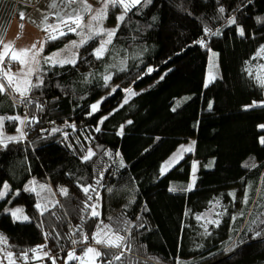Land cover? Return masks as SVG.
<instances>
[{
	"label": "trees",
	"instance_id": "16d2710c",
	"mask_svg": "<svg viewBox=\"0 0 264 264\" xmlns=\"http://www.w3.org/2000/svg\"><path fill=\"white\" fill-rule=\"evenodd\" d=\"M231 16L237 22L227 25ZM205 27L219 29L220 35H206ZM77 37L69 32L56 40L46 38L32 82L39 86L30 87L26 97L8 88L0 93V116L28 118L23 125L6 120L8 133L23 126L25 138L0 145V188L5 182L10 186L0 199V234L7 240L0 242L2 264H30L36 253L30 250L40 248L63 262L69 252L84 253L97 245L91 237L104 224L129 246L113 264H264V224L259 222L264 220V89L254 79L262 60L253 59L264 45V0H152L127 14L103 59L91 54L99 46L100 37H95L80 47L75 66L44 63V57ZM200 39L206 46L197 43ZM211 52L217 54L218 68L216 79L205 87ZM122 59L126 66L119 71ZM11 63L15 68L17 62ZM149 67L153 71L146 74ZM108 73L112 79L105 87L102 76ZM1 77L2 72L0 82ZM126 88L140 94L123 104ZM101 100L90 115L91 105ZM253 101L258 106L246 107ZM104 116L108 119L100 124ZM193 139L194 152L161 176L164 161ZM54 144L64 155L46 169V147ZM89 149L95 155L85 162ZM193 160L201 169L194 189L184 191ZM52 175L78 187L92 185L93 199L86 201L84 194L76 196L69 189L67 196L57 189L54 193ZM172 187L177 191L170 192ZM85 202L96 205L100 216H91ZM37 203L47 205L43 215ZM13 207H20L29 220H14L5 211ZM211 211L218 226L204 220ZM72 239L78 243L73 245ZM119 251L100 248L101 253ZM110 258L101 256L99 264Z\"/></svg>",
	"mask_w": 264,
	"mask_h": 264
},
{
	"label": "snow or ice",
	"instance_id": "6c2138e0",
	"mask_svg": "<svg viewBox=\"0 0 264 264\" xmlns=\"http://www.w3.org/2000/svg\"><path fill=\"white\" fill-rule=\"evenodd\" d=\"M65 4L67 5L66 10L64 11V16L67 17V20H64L63 17H61V22L65 24V26L67 27V32H65L64 30H57L54 26L48 25L49 28H52L53 33L58 31V34H50L47 37V40H56L61 36H65L68 34V32H74L77 35H80L82 37V39L79 41V43H77L76 41H71L70 45L66 46L67 48H80L82 46H84V44H86L89 40L94 39L95 37H100L98 43L99 46L93 49V52L91 53L97 60L103 59L104 55L106 53L109 52V45H111L113 43V39L116 36L119 27L121 24H123V22L125 21V18L127 16V14L129 12H131L133 9L137 8L138 6L140 7H146L148 4H150L152 2V0H98V2L101 4V7L99 9H97L95 11L94 15H90L89 17V23L87 25L83 24V16L84 14H90L93 12L92 6L89 4L85 3V0H64ZM76 4L78 5V7L73 8L72 5ZM109 5H111L112 8H116L119 7L121 9V14L118 15L116 17V21H117V25L115 28H111V29H106L102 26V24H100L99 27H96L97 24H99L101 21L107 19L108 16V9H109ZM53 8L56 7L55 4L52 5ZM226 9L221 6L218 9V12L220 14L225 13ZM21 18H23V13H21ZM218 18H222L218 17ZM46 17L43 18L40 21V25H43L46 23ZM258 20L260 18H257ZM34 23L36 21H33ZM236 17L235 16H231L229 17V19L226 21L227 25H231V24H236ZM87 27L90 31L89 34L85 36L83 31L77 32V29H83ZM204 32L205 34H211L213 36L216 35H220V31L219 29L213 31L212 29L205 27L204 28ZM239 35L244 36L245 32L244 29L242 27L239 28ZM197 43L201 44L202 46H206L204 39H200L199 41H197ZM0 44H3V41L0 40ZM11 45L10 44H3V54H0V63L3 62L4 60V55L8 53L9 49H10ZM36 49V45L33 44L32 45V49H21L19 50V53L13 52L11 59L12 60H17L21 65L26 64V60L21 58L27 55V53L31 50ZM43 51V45H41L40 49L38 51H36L34 53V55L32 56V61L36 64L39 65V61L36 59V57L39 55L40 52ZM77 55L78 54H73L71 58H63V59H57L60 56V52H54L49 56L44 57V63H51L52 66H56L57 64L60 66H63L64 64H71L73 66H75L76 61H77ZM215 55V54H213ZM257 57H264V45H262L260 47V49L257 50L255 56L253 57V59H256ZM120 65L121 67L119 68V71H124L125 70V66H126V60H120ZM109 67H116V65H109ZM212 65H210V70H209V76L208 79L206 80L205 83V87L208 86L209 83L213 82L216 79V76L213 74L212 72ZM218 67V66H217ZM261 69H264V65H260ZM38 68H29L27 73H23V68L21 69V72L27 76V75H31L33 74L35 71H37ZM0 71H2V75L3 78L6 79L7 81V86L8 88H11L12 90H14L15 92L19 93L20 96L26 97L28 95L29 92V88L30 87H38L39 85H32L31 81H25L26 86L22 89L19 83L14 82L13 80V76L10 75V70L9 71H3L2 69H0ZM153 71V69L151 67H149L147 69V73L146 74H150ZM248 75L252 76L253 72L252 69L249 68L247 69ZM89 75H92L91 73ZM102 79L105 82V87L108 86V83L111 81L112 79V73H108L102 76ZM161 79H163V76H161ZM255 81L257 82V84L264 89V75H261L260 73H257L254 77ZM40 83H43V81L41 80ZM119 88V85H116L115 87L112 88L111 92L109 93V95L112 94V92H115L116 89ZM6 90L5 88V84L3 82H0V93H4ZM123 91L128 93V96H126L124 98L123 104H127L128 103V99L131 96H135V95H139L140 93L134 92L131 88H126L123 89ZM103 100V98H102ZM101 101H98L97 103L91 105V112L89 113L90 115L92 113H94L95 111L98 110L99 108V104L102 103ZM262 105H264V101L260 102ZM123 104L120 105V107H123ZM39 107V105H37ZM258 106L256 101H253L251 105H248L246 107H255ZM209 110H211L212 108V103L210 102L208 105ZM118 110V109H116ZM173 111H175V109H173ZM111 115V113H110ZM28 118L25 117V119H21L19 116H0V145H2L3 147H7V143L10 141H18L19 139L23 138V132L21 131V129H17V131L21 132L20 137L17 136H7L5 137L3 134V122L5 120H9V121H19V123L21 125L25 124L26 120ZM35 118H32V120L28 121L29 123H31L32 121H34ZM108 119V116H104L99 123L103 124L104 120ZM128 124H131L132 121L129 120L127 121ZM66 127H71V128H75V124H66ZM261 128H264V125H260ZM123 128L124 126L121 125L120 126V132L118 134L122 135L123 134ZM58 129H53L52 131H57ZM96 131H100V128L97 127ZM65 136L67 137V134H65ZM260 143L264 144V136L260 137ZM194 145H195V141H193L191 143V145L185 147V146H181L180 150L178 151V153H174L172 157L169 158V160L165 161L162 165H161V173H165L167 172L171 167H173L175 164L179 163V161L183 158V155L185 152H193L194 151ZM95 155V153L89 149L88 152L82 157V160H84L85 162L90 161L92 159V157ZM117 155H119V153H117ZM122 160H121V165H122ZM245 167H255V164H246ZM193 168V176H192V183L191 185H189L188 188L183 189L184 191H190L192 186H194L195 184V171H196V162L193 163L192 165ZM97 183H99V180H97ZM31 184H35V181H32ZM45 186L41 185V188L43 189ZM80 189L83 192V194L86 197V201H91L93 199L92 195L89 194L90 190L92 192H95L96 189L94 187H92V185H88V186H84V185H80ZM10 191V186L5 182L2 186V188H0V199H4L5 196L8 194V192ZM25 191H31V192H35L36 189L35 187H26ZM49 191H51V189H49ZM60 193L64 196L68 195V189L67 188H60L59 189ZM170 192H175L177 191V189L175 187L169 188ZM18 194V193H17ZM38 194V193H37ZM98 195V194H97ZM230 195L235 198V193H230ZM244 204L248 203V195L247 193L245 194V197L242 201ZM56 204H59V201H56L55 204H53V206L55 207ZM217 206H219V201H217ZM35 207L40 210L41 215H43V213L45 211H47V205L42 206L40 203H37L35 205ZM91 207L92 211H91V216L93 217H99L100 213L98 211H96V205H88L85 202V210ZM261 207H264V205H261ZM6 212H10L11 216L14 218V220H19V219H23V220H28L29 218L27 216H23L20 217L17 215V213L21 212L22 209H15V210H9V209H5ZM241 215H243V213H240ZM217 215H220V213H217ZM260 215H264V212H261ZM59 219V217H58ZM111 219V218H109ZM198 219H200V217H198ZM210 224H216L218 226L219 221L217 220H208L207 221ZM261 224H264V220H260L259 221ZM101 224H103V221L100 222ZM253 224L256 223V220L252 221ZM142 227V225H141ZM104 229H107L109 233H112V235L114 236V238L108 237V234L105 233V237L107 238H102L101 237V232H103ZM126 230V229H125ZM257 236L260 235V232L256 233ZM46 238H47V234H46ZM92 240L96 243V244H101L103 245L105 248H115V249H120V251L118 253H101L100 251H98L97 249L93 248L92 246H89L85 249V255H89L92 254L93 256H95L96 258H100L101 256H110L111 258L108 259L106 261V264H113V261H119L122 259V257L124 256V249L126 247H129L126 244V238L124 236H121L119 234H117L116 232L113 231V229L111 228L110 225L104 224L103 225V229H101L100 225H97V230L93 233L92 235ZM71 239V238H70ZM89 237L87 235H85L83 237V241L85 243H87ZM0 242H4L6 243L7 240L5 237H3L2 234H0ZM71 243L73 245L77 244L78 241L75 239L71 240ZM39 247H45V246H39ZM38 249H31L30 251L32 252H36ZM45 256H48V253L44 254ZM9 258H11L12 254L8 253ZM24 258L27 259V255H24ZM49 259L52 260V264H55V258L50 257ZM68 259H81L79 256H75L74 253L70 252L68 253Z\"/></svg>",
	"mask_w": 264,
	"mask_h": 264
},
{
	"label": "rangeland",
	"instance_id": "374dc122",
	"mask_svg": "<svg viewBox=\"0 0 264 264\" xmlns=\"http://www.w3.org/2000/svg\"><path fill=\"white\" fill-rule=\"evenodd\" d=\"M90 3H92V7H93V12H92L91 15H94L95 14V11L101 7V4L98 2V0H90ZM120 14H121V9L119 7L112 8L111 5H109L107 19L101 21L99 24L96 25V27H99L100 24H102V26L104 28H106V29L115 28L116 25H117L116 17L118 15H120ZM88 23H89V18L85 22H83L84 25H87ZM64 31L67 32V29L65 28ZM80 31H83L84 34H85V36H86V35L89 34V31L90 30L87 27H85L83 29H77V32H80ZM55 34H58V33H55ZM23 39H24V44L25 43H26V45L27 44L28 45L30 44L31 45L30 48H32V45L33 44L36 45V41L37 40L43 41L44 40V36H43L42 33H38L37 34L35 31H32L31 29H28L27 36L24 37ZM81 39H82V37L80 35H78L77 39H74L72 41H76L77 43H79V41ZM70 42H68L61 49H59L57 51H54V52H58V51L60 52V56L57 59L71 58L73 54H78L77 55V61H78L79 49L80 48H67L66 49V46L67 45H70ZM112 44L108 46L109 47V50H110ZM39 49L40 48L36 45V49L29 51V53H27L26 56L21 57V58H23V59L26 60V64L21 65L19 63V65H18V62H17L16 64L18 66L16 65L15 68L13 66L14 64L11 63V61H13V60L8 61V58H11L12 54H9V53L5 54L4 55L3 62L0 63V69H2L3 71H9L10 70V75L13 76L14 82L19 83L20 86H21V88L23 89L26 86L25 81H31V84L33 82V78L35 77L36 71L33 74L27 75V76H25L23 73H27L29 68H38V65H36L32 61V56ZM19 50L20 49L15 50L14 52L19 53ZM0 54H3V51ZM51 54H49V55H51ZM106 54L104 56H106ZM213 54H215V55H213ZM41 56H42V52H40L39 55L36 57V59L39 62H40ZM260 58L262 60V64L261 65H264V57H260ZM112 59H113V61H112ZM112 59H111V61L113 63L114 60L116 59V57L113 56ZM77 61H76V63H77ZM6 63H7V66L4 65ZM112 63H109V64L112 65ZM48 64L52 66L51 63H48ZM64 65H71V64H64ZM210 65L213 66L212 67V72L216 76V72H217V68H218L217 67L218 66V59H217V54L215 52H211V54H210V57H209V70H210ZM56 66H60V65L57 64ZM22 68H23V73L21 72V69ZM259 71H260V74L261 75H264V69H261L260 68ZM0 72H2V71H0ZM208 76H209V74H208ZM208 76H207V79H208ZM1 82H3L5 84V88L7 89L8 88L7 81H6V79L3 78V75L1 77ZM8 89H10L14 94H16L19 97H21L19 93L15 92L11 88H8ZM5 123H6V120L3 122V129H2L3 134H4L5 137H7V136H17V137H20V135H21V132L20 131H17L14 134L8 133L7 130H6V128H5ZM19 129H21V131L24 134L23 135V138H25L24 127L21 126V127H19ZM193 141H195V140L193 139V140L189 141L188 143H184L182 145L185 146V147H187V146L191 145V143ZM195 145H196V141H195ZM195 145H194V150H195ZM181 146H179L165 161L169 160V158L172 157L174 153H178V151L180 150V147ZM46 150H48V152H50V157L47 160H45L43 162V164H44V167L46 169H49V168L54 167V166H56L57 164L60 163V161L62 160V157L64 155V151L61 148H59L57 145H55V144L54 145L47 146L46 147ZM193 152H185L184 155H183V158L179 161V163L186 157V155H188L190 153H193ZM194 162H196V171H195V184H196L197 177H198L199 171L201 169V163L199 161L193 160L192 161V165H193ZM179 163L175 164L173 167H171L167 172H165L163 174L161 173V170H160V175L161 176H164L166 173H168L170 170H172ZM210 167H212V166H210ZM192 176H193V168H192V171H191V177H190L189 185H191V183H192ZM49 184H50L51 189L53 190L54 193H55V190L56 189L59 190L58 188L63 187V188H67V189L71 190L72 193H74L76 196H81L83 194V192L81 191L80 187H78L77 185H74V184L70 183V181L66 177H63V176H60V175H52V176H50L49 177ZM195 184H194V186H192L191 190L194 189ZM56 198L58 199L57 196H56ZM17 208L21 209L20 207H13V208H11L9 210H15ZM8 213L10 214V212H8ZM17 215L20 216V217L27 216L23 212V210L21 212L17 213ZM212 218H213V212L212 211L211 212H208L204 216V220L205 221L212 220ZM28 220L19 219V220H16V221H19V222H27ZM105 233L108 234V237L114 238V236L111 235L108 232V230H103V232H101V237L102 238H107V237H105ZM92 247L95 248V249H97L98 251H100V248H102L103 245L97 244V245L92 246ZM1 248L2 247H0V249ZM45 253H48L49 255L48 256H45L44 255ZM72 253H74L75 256H79L81 259H79V260H77V259H71V260H69L68 259V254H67V256L61 257V258H63V262H62V259H61V261H57L59 258H55L53 256H50V253L47 250H44L43 248H40L39 250L36 251V253H35L32 261L30 262V264H44V261L47 260V259H49V256L55 258V264H67L68 262H70L72 260L73 261H78L79 264H99L98 258H96L95 256H93L92 254H89V255L86 256L85 255V252L84 253H78L77 251H74ZM4 257L5 256H4L3 250L1 249L0 250V264H2V260L4 259Z\"/></svg>",
	"mask_w": 264,
	"mask_h": 264
},
{
	"label": "crops",
	"instance_id": "0c3cea01",
	"mask_svg": "<svg viewBox=\"0 0 264 264\" xmlns=\"http://www.w3.org/2000/svg\"><path fill=\"white\" fill-rule=\"evenodd\" d=\"M85 3L92 6L90 0H85ZM53 4L56 5L55 8L52 7ZM72 7L75 8L78 5L73 4ZM66 8L64 0H0V40L3 41V44L11 45L8 53L13 54L18 49H32L30 44H24L23 38L27 36L28 29L37 34H43L44 40H37L36 45L39 48L41 45L44 47L46 38L50 34L58 33V31L53 33L52 28H49L48 25L54 26L57 30L67 29L61 22V17L67 20V17L64 16ZM21 13H23V18H21ZM91 14H84L83 22ZM45 17L47 18L46 23L40 25V21ZM3 44H0V53L3 51ZM13 61L18 62L17 60ZM39 63L38 68L41 66V58ZM4 65L7 66V63Z\"/></svg>",
	"mask_w": 264,
	"mask_h": 264
}]
</instances>
